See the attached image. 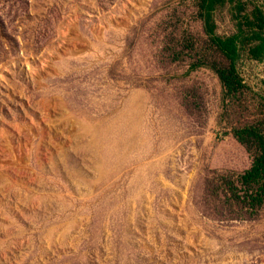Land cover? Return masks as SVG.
Wrapping results in <instances>:
<instances>
[{
    "label": "rangeland",
    "instance_id": "374dc122",
    "mask_svg": "<svg viewBox=\"0 0 264 264\" xmlns=\"http://www.w3.org/2000/svg\"><path fill=\"white\" fill-rule=\"evenodd\" d=\"M198 12L0 0V264H264V206L228 183L254 162L234 131L264 124V58L227 96L191 67L212 52Z\"/></svg>",
    "mask_w": 264,
    "mask_h": 264
},
{
    "label": "trees",
    "instance_id": "16d2710c",
    "mask_svg": "<svg viewBox=\"0 0 264 264\" xmlns=\"http://www.w3.org/2000/svg\"><path fill=\"white\" fill-rule=\"evenodd\" d=\"M196 1L198 16L203 21L212 52L194 60L191 67H212L218 73L226 95L236 97L247 86L240 68L243 56L264 58V0H247L248 3L243 0ZM227 7L236 31L231 35H221L216 13ZM234 135L255 153V157L249 169L228 183L231 182L233 190L237 185L247 190L248 204L254 210L259 209L264 206V124L259 122L237 128ZM236 198L240 200L242 197L237 193Z\"/></svg>",
    "mask_w": 264,
    "mask_h": 264
}]
</instances>
